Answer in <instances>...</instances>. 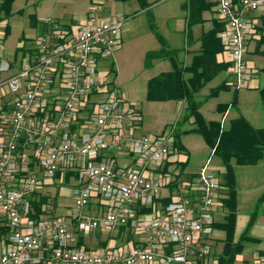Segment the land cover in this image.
I'll list each match as a JSON object with an SVG mask.
<instances>
[{
  "label": "built area",
  "instance_id": "1",
  "mask_svg": "<svg viewBox=\"0 0 264 264\" xmlns=\"http://www.w3.org/2000/svg\"><path fill=\"white\" fill-rule=\"evenodd\" d=\"M211 1L223 23L226 83L245 88L256 72L245 56L264 0ZM95 9L78 28L42 18L47 29L18 60L0 40V264H221L212 245L224 197L218 173L207 159L191 179L155 174L173 152L172 134L137 132L140 111L99 68L121 46L126 17ZM67 171L77 174L72 204L57 213L55 193H46L36 217L35 193ZM172 181L177 191L163 204ZM121 227L134 233L125 245H74L78 233Z\"/></svg>",
  "mask_w": 264,
  "mask_h": 264
},
{
  "label": "trees",
  "instance_id": "2",
  "mask_svg": "<svg viewBox=\"0 0 264 264\" xmlns=\"http://www.w3.org/2000/svg\"><path fill=\"white\" fill-rule=\"evenodd\" d=\"M14 0H0V21L7 19L12 15V3ZM126 2L130 0H116ZM141 8H147L151 4L149 0H135ZM214 5L211 0H186L184 8L186 10V25L191 29L194 25L203 21L202 12L210 9ZM260 24L255 25V34L258 31L262 34V39L257 45V50L264 55V47L260 51V45H264V11L257 14ZM47 29V25H43ZM42 26V31H43ZM44 28V29H45ZM155 28L154 26L152 27ZM223 28V23L214 18L212 26L202 31L196 41L199 46L190 52V60L185 61L180 58L181 49L172 48L168 45L165 37L155 30V34L160 42V47L155 50L146 52V66L152 65L153 60L159 58H167L171 67L166 71L150 77L147 81L146 98L151 101H169L183 100L185 101L184 112L177 121L179 127L188 122L191 118L192 127L187 130L179 131L173 129L171 134L173 137V151L182 150L180 136L186 132L198 133L203 137L205 142L210 146L213 155L218 157L224 166V171L220 175L221 184L224 186L225 196L219 200V207L223 208V220L214 222L215 229L224 230L223 248L221 252H214L221 264H233L236 256L245 248V244L251 240H255L250 236V230L255 223L257 210H254L249 218L243 232L235 238V230L238 214V185L235 176V165H254L264 160V127L255 126L246 116L238 114L229 119L228 124L223 126L221 120L207 119L201 112V106L207 98L216 96L222 90L230 89L231 86L226 83V78H222L220 82L210 87L208 94L203 93V89L215 77L224 72L227 62H219L216 59L217 53L223 49V44L218 37V32ZM6 33L10 30V25L5 26ZM255 37V36H254ZM192 41V40H191ZM28 47L22 45L18 47L16 56L19 52L22 57ZM31 51V49H30ZM112 66V71H114ZM264 71V66L261 68ZM237 90L234 89L233 96L230 101L219 102L217 109L224 112L230 105L237 101ZM259 99L264 108V85L259 89ZM77 176L73 171H67L63 175V182L70 183L71 177ZM61 177V172H57L56 178ZM175 184V183H173ZM50 200V196L46 193L37 192L34 195L33 204L36 210L35 216L38 217L44 213V206ZM172 200V194L166 198H162L163 204ZM264 201V191L256 201L255 208ZM151 207H141L140 211L148 212ZM125 227H121L123 230ZM7 232V229L0 225V237ZM96 234H101L97 232ZM130 238V237H129ZM131 239V238H130ZM78 247H85V236L81 233L77 234L74 244ZM87 248V247H85Z\"/></svg>",
  "mask_w": 264,
  "mask_h": 264
},
{
  "label": "rangeland",
  "instance_id": "3",
  "mask_svg": "<svg viewBox=\"0 0 264 264\" xmlns=\"http://www.w3.org/2000/svg\"><path fill=\"white\" fill-rule=\"evenodd\" d=\"M152 6L150 8H141L139 5L136 9H129L127 3L116 0H14L12 3V15L7 19L0 21V40L3 42L6 54L10 58L16 60V52L19 46V41H32L33 38L41 32L42 26L45 24L41 21V17H50L67 26L78 28L88 22L90 16L96 12L95 8H100L98 12L102 14L110 13V10L120 9L126 17L123 27L122 45L119 50L115 51L113 55L99 59V68L105 73L106 77L112 80L115 84L116 90L119 94H130L135 98L134 105L142 110V118L144 123L142 132L154 135L170 132L173 124L179 118L176 109L177 102L171 101H151L146 98V77L153 73L156 69L154 62L151 66H146V52L155 50L159 45V40L155 34V30L163 33L160 27V19L163 16H171L179 14L183 11L182 3L184 0H150ZM130 5V4H129ZM260 19L256 20V24H260ZM10 25V30L6 33V24ZM155 27L154 29L152 27ZM262 39V34L256 31L252 44L246 50V59L251 60L261 54L257 50V45ZM260 51L264 45H260ZM249 49V50H248ZM259 52V53H258ZM226 62V61H224ZM228 63V62H227ZM114 66V71H112ZM229 66V63H228ZM255 67V66H254ZM233 89V88H232ZM205 88L203 89V91ZM249 94L253 97L250 101L243 99V94L247 90L239 91L240 106L247 108V106L257 110L260 116L252 119L256 126H264V108L260 102L256 89H248ZM227 102V101H226ZM205 103V102H204ZM233 106L231 107V111ZM218 116V115H217ZM227 121L223 122L226 126ZM191 123L186 122L184 127L189 128ZM186 142L190 139H198L201 143L204 140L201 135L194 132L185 133ZM208 158L211 164L221 166V161L213 155L211 151L208 152ZM205 158V153H203ZM206 159V160H207ZM206 162V161H205ZM203 165V164H202ZM219 167L218 175L221 178L222 172ZM264 186L255 190L253 197L245 196L242 198V206L238 209L239 212L243 208L248 207L250 212L257 210L255 224L261 222L264 217V201L255 208L256 201L263 192ZM224 209L219 208L214 213L218 221L223 220ZM250 212L248 215H250ZM218 230V229H217ZM243 228L239 224L235 230L238 235ZM134 233L129 229L120 228L104 231L99 234H91L85 236V247L87 248H101L106 245H125L127 240L133 238ZM219 238L216 240L214 250L221 252L223 248L224 230L218 232ZM130 237V238H129ZM3 236L0 237V247ZM247 246L255 245L253 241L246 244ZM247 255L246 248L239 253L233 264H246L244 258Z\"/></svg>",
  "mask_w": 264,
  "mask_h": 264
},
{
  "label": "crops",
  "instance_id": "4",
  "mask_svg": "<svg viewBox=\"0 0 264 264\" xmlns=\"http://www.w3.org/2000/svg\"><path fill=\"white\" fill-rule=\"evenodd\" d=\"M126 2H129L127 3V6L129 7V9L135 10L136 7L139 5L135 0H130ZM185 2L186 0H184V2L182 3L183 11L181 13L179 14L177 13L171 16L161 17L160 27L163 29V33L161 34L165 37L168 45L172 48L181 49L179 53L180 58H183L185 61H189L190 52L194 49H197L200 44L199 41L195 40V38H197L198 35L202 31L209 29L212 26V20L214 18L218 19V17H217L216 7L215 5H213L210 9L204 10L202 12L203 21L201 23L194 25L191 29H189L187 28V25H186V10L183 6ZM151 6L152 4H150L149 7L147 8H150ZM113 11H122V10L120 9L117 10L115 8L110 10V12H113ZM263 11H264V8L260 9L259 11L255 13L256 20L258 19L257 14ZM44 28L45 27L43 26V31L46 30V28L45 29ZM41 32H42V29H41ZM39 34H37L36 36H38ZM36 36L33 38L32 41H29V44H26L27 41L20 40L18 47L22 45H26V47H28V51H30V49L32 50L34 39L36 38ZM253 39L254 37L248 41L247 48L250 47V45L253 42ZM120 47L117 50H119ZM159 47H160V42L156 49H158ZM28 51H26V53ZM20 55H22L21 52H19V56ZM222 58L223 57L221 53L220 52L217 53L216 55L217 61L222 62L223 61ZM154 61L155 62L157 61L155 64L154 62L152 63L154 64L156 70L146 77V90H147V81L150 77L158 74L159 72L166 71L170 69L171 67L170 61L167 58H159V59H155ZM248 61L253 66H255L256 72L252 76L249 82V85L245 88H242L243 90H247L243 94V99L246 101L247 100L250 101L253 98L248 93L249 92L248 89H251V88L256 89L258 96H259L258 89L262 85H264V71L261 70V68L264 66V55L259 54L258 56H255V58H252L251 60H248ZM222 78H226V82L230 78V75L227 73L226 70L222 72L219 76L215 77L212 81H210L205 87V90L203 91V93L205 95L208 94L210 87L217 85ZM242 89L237 90L236 103H234L233 105H230L224 112H221L217 109V104L219 102H226V101L231 100L233 96V92H234V88L232 89V87L230 89L220 91L219 94L216 96L207 98L205 100V103H203L201 106V112L204 114V116L207 119L222 120L224 117V121H227L226 124H228V121L230 118L235 117L238 114H243L252 122V119H256V117L260 116V113H257V110H255L252 107L247 106V108L245 107L243 108L242 106L239 105L240 104L239 91ZM121 95L125 98L126 101L130 103L134 102L133 99L135 98H132L133 97L132 95L130 94L128 95L126 93H121ZM175 101L177 102L176 109L178 111L179 118L175 121L170 132L168 133H171L173 129L178 128L179 131L180 130L183 131V130L190 129L192 127V124L189 128L184 127L185 124L179 127L177 121L181 118V115L184 112L186 103L183 100H175ZM232 106H233V110L231 111ZM137 109L140 111L141 121H143L142 110H140L138 107ZM192 121H193V118H191L188 122L192 123ZM143 124L144 123L140 122V126L137 129L138 133H144L141 131V129H143V126H144ZM257 127H264V126H257ZM180 140H181V144L183 145V149L173 151L170 154L169 158L165 161V163L162 166L158 167V169L154 170L156 175L165 173V174H168L172 178L174 177L177 178V180L191 179L196 176L199 168L208 158L207 156L208 152L209 151L212 152L210 146H208V144L205 142L204 139L203 140L205 144L201 143L198 139H190L189 143H187L185 139V133H184L180 136ZM203 153H205V158L203 157ZM117 156H119V158H121V160L123 161H126V162L130 161V158L128 156H124L120 151H117ZM212 166L214 167L217 173L219 172L217 171L219 170V167H221L220 172L224 171V166L222 164L219 167L215 166L214 164H212ZM235 176H236L237 185H238V209H239L242 206L243 197L245 196L253 197L255 194V190L264 186V160L254 165H235ZM55 182L56 183L54 185L45 187L43 191L44 193H51V194L55 193L56 201H57L56 212L64 213L65 211H67V209L73 202L72 197H71V188L75 184L76 178L75 176H72L70 183H64L62 180H56ZM175 182L176 181H172L169 185L164 187V190H163L164 198L168 197L170 194L176 193L177 191L176 184H173ZM224 196H225V193H224ZM262 205H264V203ZM262 211L264 212V209H262ZM249 212H250V209L248 207L243 208L242 210H240V212L238 210L236 228L240 224L244 230L245 226L247 225L249 221L252 211L250 212V215H248ZM243 230L238 235L235 234V238H237L243 232ZM219 231L220 229L218 230L215 229V232L212 237L213 250L216 244V240L219 238L218 236ZM249 234L250 236L255 238V240H251L255 243V245L247 246L246 244L248 242L245 244L247 255L244 258V260L246 261V264H252V262L255 261L257 258L264 256V217L262 218L261 222H258L257 224L255 223L253 224ZM224 236H225V233H224ZM224 236L222 239H224ZM214 252L216 251L214 250Z\"/></svg>",
  "mask_w": 264,
  "mask_h": 264
}]
</instances>
